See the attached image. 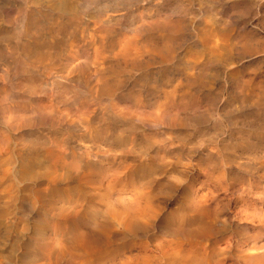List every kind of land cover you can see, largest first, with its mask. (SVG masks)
Returning <instances> with one entry per match:
<instances>
[{
    "label": "rangeland",
    "instance_id": "374dc122",
    "mask_svg": "<svg viewBox=\"0 0 264 264\" xmlns=\"http://www.w3.org/2000/svg\"><path fill=\"white\" fill-rule=\"evenodd\" d=\"M4 145L15 171L34 157L17 177L21 192L43 186L58 203L53 216L37 203L25 232L1 227L8 264H26L16 258L27 250L59 248L58 234L31 233L40 216L67 222V231L75 223L74 235L61 236L74 243L73 256L59 264H248L246 251L249 264H264V0H0ZM87 162L93 174L77 179ZM113 196L145 211L142 228L108 217L106 243L82 249L92 239L90 212L102 218ZM62 206L72 219L56 214ZM206 220L225 232L192 237ZM222 235L231 248L210 250Z\"/></svg>",
    "mask_w": 264,
    "mask_h": 264
},
{
    "label": "bare ground",
    "instance_id": "6f19581e",
    "mask_svg": "<svg viewBox=\"0 0 264 264\" xmlns=\"http://www.w3.org/2000/svg\"><path fill=\"white\" fill-rule=\"evenodd\" d=\"M233 48V47H232ZM52 146H53V144H52ZM1 147V146H0ZM41 147V146H40ZM35 150H38V148H35ZM45 150V149H44ZM49 154V157L52 155V147L51 146H48L47 147V150H46ZM73 153H74V151H73ZM75 155V154H74ZM87 156V155H86ZM55 158V157H54ZM83 158V157H82ZM53 159V158H52ZM56 159V158H55ZM84 159H85V157H84ZM88 159V158H87ZM14 160H15V156H14V152H13V149L12 148H10L9 147V145H4V148L3 149H0V229H1V227L3 226V229H5V232H8V230L7 229H9L10 231L13 229V227L15 228V229H17L19 226H20V229H19V231L20 232H25V230L26 229H29L31 226H30V224H29V222H28V220H29V216L30 215H33V214H35V212H34V210L36 209V204L38 203V209L40 210V212H41V214H43L44 216H45V214L47 213V212H49L50 211V215L51 216H53L51 213V210L53 211H55V207H54V204H57L58 205V203H55L57 200H55V198H54V194H56V191H52L51 189L50 190H43V189H41V187H43V186H38V187H26L28 190L26 191V192H21V188L19 187V179L17 178L18 177V175H23L24 173H25V171H26V173L28 172V169L29 168H31L33 165H34V157L32 158V157H26L25 158V160H24V163L22 164V168H20V169H18V171H15V165H14ZM66 160V159H65ZM97 160V159H96ZM51 162H52V160H50ZM54 162H57V160H54ZM64 162V161H63ZM79 160L78 159H76V158H74L73 159V161L71 162V163H69V164H71V165H73L72 167H78L79 166ZM97 162V161H96ZM81 163V162H80ZM93 163H94V161H93ZM98 163V162H97ZM100 163V162H99ZM55 164H57V163H55ZM86 164V163H85ZM21 166V165H20ZM19 166V167H20ZM140 166V165H139ZM80 167V166H79ZM92 167V165H91V163H88L87 162V164H86V168L87 169H84V170H82V172H81V174H79V177H78V175H77V179H79V180H81V179H87V178H89L90 179V177L89 176H91L92 174H90L91 173V171H89L90 170V168ZM104 167V166H103ZM129 167V166H128ZM130 168V167H129ZM133 168V167H132ZM138 168V167H137ZM140 168H142V166H140ZM139 168V169H140ZM144 168V167H143ZM79 169V168H78ZM138 169V170H139ZM51 170V169H50ZM49 170V171H50ZM129 170V169H128ZM137 170V169H136ZM141 170V169H140ZM54 171V170H53ZM73 172V171H72ZM138 172V171H137ZM131 173V172H130ZM132 173H133V170H132ZM29 174V173H28ZM30 174H31V172H30ZM29 174V175H30ZM51 174V173H50ZM53 175H54V173H52ZM51 174V175H52ZM115 174V173H114ZM26 175V174H25ZM47 176H49L48 175V173L46 174ZM56 175V174H55ZM72 175V174H71ZM137 175V174H136ZM143 175V174H142ZM142 175H140V176H142ZM139 176V175H138ZM104 177V176H103ZM113 177H115L114 175H113ZM134 177V176H133ZM26 178V177H25ZM56 177L55 176H51V177H47V180H51L52 182H55V181H57L56 179H55ZM93 178V177H92ZM138 178V177H137ZM88 179V180H89ZM131 180H132V178H131ZM97 181V180H96ZM96 181H94V182H96ZM100 181H101V179H100ZM105 182V181H104ZM112 182V181H111ZM48 183H49V181H48ZM80 183V182H79ZM97 183H98V181H97ZM102 183V182H101ZM55 184V183H54ZM77 184V183H76ZM82 184V183H81ZM25 185V184H24ZM50 185H51V183H50ZM78 185H80V184H78ZM96 185H98V184H96ZM100 186L102 185V184H99ZM98 185V186H99ZM110 185V184H109ZM21 186V185H20ZM49 186V185H48ZM52 187H54L55 188V186H53V185H51ZM74 186V185H73ZM82 186H84V185H82ZM89 186V185H88ZM99 186V187H100ZM112 186H113V184H112ZM90 187V186H89ZM98 187V188H99ZM110 187H111V185H110ZM45 188H47L46 186H45ZM54 188H53V190H54ZM72 188V187H71ZM77 188V187H76ZM49 189V188H48ZM82 189V188H81ZM83 189H84V187H83ZM88 189V188H87ZM87 189H85V190H87ZM100 189V188H99ZM25 189H23V191H24ZM57 190V189H56ZM63 189H61L60 191H62ZM102 190V189H101ZM105 190H107V189H105ZM117 190V189H116ZM120 190V189H119ZM66 191V190H65ZM80 191V190H79ZM88 191V190H87ZM90 191V190H89ZM88 191V192H89ZM104 191V190H103ZM64 192V191H63ZM77 192V191H76ZM82 193H83V191H81ZM58 193V192H57ZM61 193V192H60ZM67 193V192H66ZM84 193H86V192H84ZM118 193H119V191H118ZM63 194V193H62ZM65 194V193H64ZM69 194V193H68ZM68 194H66V195H68ZM77 194V193H76ZM100 194V193H99ZM102 194H104V192L102 193ZM122 194V193H121ZM83 195V194H82ZM57 196V195H56ZM64 196V195H63ZM93 196V195H92ZM91 196V197H92ZM97 196V195H96ZM109 196V195H108ZM112 196V195H111ZM120 196V195H119ZM60 197H61V195H60ZM60 197H59V199H60ZM70 197V196H69ZM78 197V196H77ZM93 197H95V196H93ZM92 197V198H93ZM105 197V196H104ZM106 197H107V195H106ZM105 197V198H106ZM114 197V196H113ZM121 197V196H120ZM63 198V197H62ZM65 198H66V196H65ZM71 198V197H70ZM69 198V199H70ZM87 198V197H86ZM89 198H90V196H89ZM91 198V199H92ZM97 198H99V197H97ZM102 198V197H101ZM101 198L99 199V200H101ZM148 198V197H147ZM84 199V198H83ZM118 199V198H117ZM150 199V198H149ZM71 200H72V198H71ZM107 200V199H106ZM104 200L106 203H105V205H106V207H105V210H104V214H103V217L102 218H99V215H100V211L98 210V209H95V210H92L91 212H90V214H89V219L91 220V223H93L92 225H90V226H87L89 229V231L91 232V236H92V239H91V243H88V247L86 246V243L85 244H83L82 245V249H84V250H86L87 251V249H88V251H94L95 249H99V248H101L105 243H106V241H107V238H108V234H107V229L111 226V223H112V221L110 222V219L108 218V217H113V218H115L114 220H116V221H118V222H120V223H122L123 225H124V227L126 228V229H128L130 232H134V233H136V232H139V230H140V228H142L141 227V222L139 223V219H141L142 217L144 218V216H141L142 215V212L144 211V210H142V209H139V207H138V209L134 206V205H125V206H123L122 207V205L118 202V200L116 201V198L114 197V199L113 200ZM64 201V200H63ZM82 202H83V200H81ZM81 201L79 202V203H81ZM94 201V200H93ZM92 201V202H93ZM97 201H98V199H97ZM103 201V200H102ZM103 201V202H104ZM121 201V200H120ZM137 201V200H136ZM84 202H85V200H84ZM102 202V203H103ZM134 202H135V200H134ZM139 202V201H138ZM75 203L76 204H79V203H77L76 201H75ZM99 203V202H98ZM98 203H96V204H98ZM101 203V204H102ZM149 204V207H151L150 206V202H148ZM83 204V203H82ZM86 203H84V205H85ZM93 203H91L90 202V205H92ZM100 204V205H101ZM131 204H132V202H131ZM69 205V204H68ZM89 205V206H90ZM94 205H95V203H94ZM99 205V204H98ZM136 205H138V203L136 204ZM67 206V205H66ZM66 206H62V207H64V210H62V208L60 207L59 209L60 210H58L57 208V215L60 217V218H63L64 220H70V219H72V217H73V215H74V212H69L68 210H65V207ZM88 206V204H87V207H89ZM96 206V205H95ZM142 206V205H141ZM72 207V206H71ZM85 207V206H84ZM94 207V206H93ZM93 207L91 208V206H90V209H93ZM67 208V207H66ZM79 208H82V207H79ZM73 209V208H72ZM75 209H77L76 208V206H75ZM83 209V208H82ZM89 209V210H90ZM78 210V209H77ZM76 210V211H77ZM85 211V210H84ZM40 212H39V214H40ZM88 213H89V211H87ZM241 212H242V210H241ZM85 213V212H84ZM144 213H145V211H144ZM143 213V214H144ZM209 213V212H208ZM53 214H55V213H53ZM77 214H78V211H77ZM87 214V213H86ZM148 214H149V212H148ZM211 214V213H210ZM76 215V214H75ZM88 215V214H87ZM203 215V214H202ZM44 216L42 217V216H40L41 218L40 219H38V221L36 222V223H34L33 224V226H32V232L31 233H33V235H35V237L36 236H44L45 234H47L46 236H48V237H52V236H54L55 237V235H57L58 234V238L57 237H55V239L54 240H56V243L58 244V246H59V248H56V250H54L53 251V249H47V245H46V249L44 248V251L42 252V253H34V254H31L30 255V252H28V250L26 251V249H24V244H23V249L22 250H24V251H26V252H24V254H22L21 255V257H19V258H16L18 261L19 260H21V261H23V262H25L26 264L29 262H32L31 264H52V260L53 259H55V263L56 264H59V263H57L56 261L58 260V258L60 259V257L62 256V255H65L66 253H69V254H72V256H73V248H75L74 247V243H71L70 242V240L67 242L66 240V237L68 236L69 237V235L71 234V233H69V232H71L72 230H71V226L72 225H74V224H72V225H70V223L67 225V226H69L68 228V230L69 231H67V227H66V224H67V222L66 223H61V222H63V221H61V222H59L58 221V223H57V221H54V222H52L51 223V225H52V227H51V225L45 220L46 218H44ZM194 216V215H193ZM8 217H12V219L13 220H15L16 222H14L13 224H15L14 226H12V225H9V226H7V224H6V219L8 218ZM58 217V218H59ZM77 217V216H76ZM86 218H88L87 216H85ZM141 217V218H140ZM148 217V216H147ZM191 217V216H190ZM48 218V217H47ZM84 218V217H83ZM83 218H81V219H83ZM146 218V217H145ZM199 218H201L200 216H199ZM202 218H203V216H202ZM206 218V217H205ZM209 218V217H208ZM49 219H50V217H49ZM63 219H61V220H63ZM76 219V218H75ZM148 219V218H147ZM212 219H213V217H212ZM79 219H77V221H78ZM84 220H85V218H84ZM88 220V219H87ZM86 220V221H87ZM188 220H190V219H188ZM199 220V219H198ZM201 220V219H200ZM203 220V219H202ZM210 220V219H209ZM209 220H206L204 223H202V224H200L199 226H194L195 228H192L191 227V232H189L190 234H191V236L193 237V236H195V237H198V240L200 239V240H205V239H210V238H212V236H214L215 235V233H223V232H225V228H221V227H215V225L211 222V221H209ZM49 221V220H48ZM52 221V220H51ZM80 221V220H79ZM143 221V220H142ZM71 222V221H70ZM75 222V221H74ZM83 222H85V221H83ZM195 222V221H194ZM73 223V222H72ZM86 223V222H85ZM90 223V222H89ZM143 223H145V222H143ZM197 223V222H196ZM9 224V223H8ZM19 226H18V225ZM65 224V225H64ZM77 224V223H76ZM193 224V223H192ZM189 226V228H190V224H188ZM195 225V224H194ZM83 226V224H81V227ZM217 226V225H216ZM226 227V226H225ZM77 229V227H75V226H73V228L72 229ZM84 228V227H83ZM86 228V227H85ZM227 228V227H226ZM177 229V228H176ZM85 230V229H84ZM180 230V229H179ZM1 232H2V230H1ZM30 232V231H29ZM48 232H50V233H48ZM68 232V234L69 235H65L66 233ZM75 232V231H74ZM77 232H78V230H77ZM90 232H88V234L90 233ZM142 232H144V231H142ZM175 232H176V230H175ZM26 233H27V231H26ZM3 234V233H2ZM19 234V233H18ZM49 234V235H48ZM75 234V233H74ZM73 234V231H72V235H74ZM84 234H86L85 232H84ZM32 235V236H33ZM63 235H65L66 237L65 238H61V236L63 237ZM77 235H79V234H77ZM72 236V238L73 237H75V238H77L78 236ZM172 235V234H171ZM185 235V234H184ZM3 236H7L6 234H4V235H2V237H1V234H0V250H1V248H3ZM71 236V235H70ZM81 236V235H80ZM84 236V235H83ZM133 236V235H132ZM186 236H190V235H186ZM218 236V235H217ZM26 237H27V235H26ZM53 237V238H54ZM169 237H170V235H169ZM36 238H38V237H36ZM74 238V239H75ZM191 238V237H190ZM230 238V237H229ZM47 239V238H46ZM49 239V238H48ZM63 239H66L65 240V242H64V240ZM171 239H172V237H171ZM174 239H175V237H174ZM177 239V238H176ZM175 239V240H176ZM224 239V237H223V235L222 236H219V237H217V238H215L213 241H211V243H210V250H212V251H215V252H221L222 253V251L223 250H226V249H228V247H230L231 248V246H232V242L230 241V239H224L225 240V243H226V245H223V246H219V242L221 241V240H223ZM232 239V238H231ZM23 240V239H22ZM32 240V239H31ZM41 240H42V237H41ZM180 240V239H179ZM186 240V239H185ZM195 240V239H194ZM5 242H6V239L4 240ZM25 241V240H24ZM34 241V240H33ZM36 241L38 242V240L36 239ZM73 241V240H72ZM169 241V240H168ZM184 241V240H183ZM192 241H193V238H192ZM192 241H191V243H192ZM196 241H197V239H196ZM233 241V240H232ZM26 242V241H25ZM74 242V241H73ZM172 242V241H171ZM177 242H179V241H177ZM195 242V241H194ZM198 242V241H197ZM196 242V243H197ZM200 242V241H199ZM198 242V243H199ZM210 242V241H209ZM236 242V241H235ZM29 243H31V242H29ZM34 243H35V241H34ZM39 243H40V240H39ZM184 243V242H183ZM186 243V242H185ZM195 243V244H196ZM197 243V244H198ZM32 244H33V242H32ZM42 244H44L43 242H42ZM41 244V245H42ZM46 244V243H45ZM55 244V243H54ZM109 244V243H108ZM111 244V243H110ZM145 243H143V245H144ZM193 244V243H192ZM191 244V245H192ZM204 244V243H203ZM234 244V243H233ZM27 245V244H26ZM30 245V244H29ZM33 245H35V244H33ZM33 245H31V246H33ZM36 245H37V243H36ZM40 245V244H39ZM77 245V244H76ZM142 245V246H143ZM171 245V244H170ZM181 245V244H180ZM179 245V246H180ZM207 245V244H206ZM222 245V244H221ZM236 245V244H235ZM56 246V245H55ZM78 246V245H77ZM176 246H177V244H176ZM175 246V247H176ZM183 246V245H182ZM196 246V245H195ZM202 246V245H201ZM237 246V245H236ZM43 247V246H42ZM42 247H41V249H42ZM45 247V246H44ZM48 247H50L49 245H48ZM174 247V248H175ZM207 247V246H206ZM241 247V246H240ZM240 247L238 246L237 248L238 249H240ZM255 247V246H254ZM257 247V246H256ZM12 248V247H11ZM29 248H31V247H29ZM34 248H35V246H34ZM33 248V250H36L37 251V248L36 249H34ZM53 248V247H52ZM55 248V247H54ZM190 248V247H189ZM196 248H198V247H196ZM205 248V247H204ZM250 248V247H249ZM32 249V248H31ZM97 249V250H98ZM167 249V248H166ZM194 249V248H193ZM203 249V248H202ZM206 249V248H205ZM208 249H209V247H208ZM14 250H15V247H14ZM14 250H13V252H14ZM185 250H186V248H185ZM241 250V249H240ZM180 251V250H179ZM191 251H192V249H191ZM194 251H195V249H194ZM193 251V252H194ZM196 251H197V249H196ZM199 251H204V250H199ZM198 251V252H199ZM230 251V250H229ZM242 251V250H241ZM249 251V250H248ZM9 252V251H8ZM18 252V251H17ZM16 252V253H17ZM182 252V251H181ZM197 252V253H198ZM251 252H253V251H251ZM202 253V252H201ZM204 253V252H203ZM206 253V252H205ZM209 253H210V251H209ZM237 253H238V251H237ZM12 254V253H11ZM14 254V253H13ZM87 254V253H86ZM183 254V253H182ZM30 255V256H29ZM181 255V254H180ZM201 255V254H200ZM216 255V254H215ZM242 255H245V254H242ZM246 255H247V257H244V260H245V262L246 263H251V258H250V251L249 252H247L246 251ZM17 256H18V254H17ZM77 256V255H76ZM194 256V255H193ZM196 256V255H195ZM198 256V255H197ZM218 256V255H217ZM225 256V255H224ZM9 257H8V255L7 254H3V253H0V264H5L6 263V261H7V259H8ZM12 258V257H11ZM78 258V257H77ZM181 258V257H180ZM207 258H209L208 256H207ZM218 258V257H217ZM41 259H43V261L41 260ZM93 259H95L96 260V258H93ZM182 259V258H181ZM190 259V258H189ZM263 259H264V257H263ZM41 260V261H40ZM63 260H64V262H65V259H63V257H62V262H63ZM17 261V262H18ZM87 261H90V258L89 259H87V258H85L84 260H83V263H88ZM187 261V260H186ZM240 261H242L241 259H240ZM14 263L16 262V260H14L13 261ZM22 262V263H23ZM60 262V261H59ZM63 262V263H64ZM92 262V261H91ZM95 262H97V261H95ZM99 262V261H98ZM222 262V261H221ZM11 263V262H10ZM21 263V262H20ZM28 263V264H29ZM54 263V264H55ZM6 264H8V263H6ZM13 264V263H12ZM93 264V263H92ZM258 264V263H257Z\"/></svg>",
    "mask_w": 264,
    "mask_h": 264
}]
</instances>
